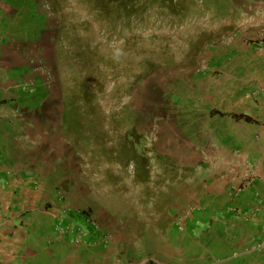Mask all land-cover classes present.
Listing matches in <instances>:
<instances>
[{"label": "rangeland", "instance_id": "rangeland-1", "mask_svg": "<svg viewBox=\"0 0 264 264\" xmlns=\"http://www.w3.org/2000/svg\"><path fill=\"white\" fill-rule=\"evenodd\" d=\"M34 2L37 30L52 29L53 69L38 57L37 70L62 102L67 192L111 236L94 263L172 252L175 218L211 175L193 160L205 139L192 118L234 107L264 77V0Z\"/></svg>", "mask_w": 264, "mask_h": 264}, {"label": "crops", "instance_id": "crops-1", "mask_svg": "<svg viewBox=\"0 0 264 264\" xmlns=\"http://www.w3.org/2000/svg\"><path fill=\"white\" fill-rule=\"evenodd\" d=\"M35 11L34 0H0V264H95L110 234L104 244L74 245L55 230L61 222L81 227L90 240L99 237L67 192L69 152L56 144L63 139L62 102L57 87L37 70L38 57L53 69L52 29L37 30ZM226 106L204 122L192 118L193 137L205 139L192 149L193 160H206L211 175L192 213L177 217L181 225L175 218L167 240L172 252L142 264H264V247L247 251L252 238H264V77L252 95L244 92L234 107ZM233 150L248 158L256 175L236 197L227 193Z\"/></svg>", "mask_w": 264, "mask_h": 264}, {"label": "built area", "instance_id": "built-area-1", "mask_svg": "<svg viewBox=\"0 0 264 264\" xmlns=\"http://www.w3.org/2000/svg\"><path fill=\"white\" fill-rule=\"evenodd\" d=\"M43 7L48 9L46 1H44ZM44 77L46 79L50 78V73L47 70H44ZM256 178L255 171L253 165L248 160V158L243 155L238 150H233L231 152V160L227 168V193L230 197L238 196L244 188L249 186L253 180ZM58 195L62 198L60 191H58ZM194 210V206L192 208L187 209L184 211L181 217L185 218L189 216L192 211ZM69 209H62L63 213L69 212ZM230 211L235 217H238L240 214L236 210V208L231 207ZM253 212V211H252ZM252 213H249V216ZM242 217L249 218L248 215H241ZM84 223L90 228L91 232L98 233L99 226L94 221V219L85 215ZM178 225H181V220L177 221ZM55 230L59 235H69L70 241L74 245H89L91 242L96 243V241H100L103 244L108 241V235L106 233H100L99 237L94 241L93 239H89L87 237V232L83 230L79 226H71L66 225L61 222H58L55 226ZM264 247V238L260 240H255L252 238L250 243L248 244L247 251H258Z\"/></svg>", "mask_w": 264, "mask_h": 264}, {"label": "trees", "instance_id": "trees-1", "mask_svg": "<svg viewBox=\"0 0 264 264\" xmlns=\"http://www.w3.org/2000/svg\"><path fill=\"white\" fill-rule=\"evenodd\" d=\"M210 113H212V114H222V113H220L218 111H215V110H211ZM231 116H233L234 118H243L245 120H247L249 118V116L244 115V114H231ZM64 117H65V115H64ZM130 136H132V135H130ZM128 139H129V135H127V140ZM134 146H135V142H133V147Z\"/></svg>", "mask_w": 264, "mask_h": 264}]
</instances>
